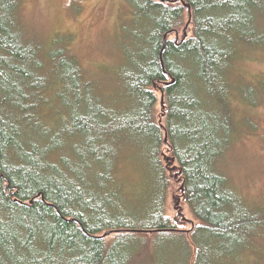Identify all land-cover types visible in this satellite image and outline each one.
<instances>
[{
  "label": "trees",
  "instance_id": "trees-1",
  "mask_svg": "<svg viewBox=\"0 0 264 264\" xmlns=\"http://www.w3.org/2000/svg\"><path fill=\"white\" fill-rule=\"evenodd\" d=\"M128 1L150 25L141 36L145 47L132 52V68L118 75L129 100L125 112L105 100L102 82L86 75L67 48L56 41L44 47L29 35L19 21L20 0H0V264H167L153 244L160 235L187 238L163 207V196L180 184V203L198 220L187 227L196 248L192 264H226L224 257L233 264L236 250L249 245L242 239L264 235L263 213L243 203L219 168L228 140L220 132L235 129L226 61L240 42L264 39L262 31L246 30L264 2ZM59 67L67 91L61 96L72 92L76 104L86 101L56 130L35 108L47 101L42 91ZM28 97L34 100L24 104ZM73 133L82 139L70 148L79 163L60 150V134ZM123 134L161 189L157 208L142 213L143 225H132L123 205L106 197L116 193L110 183ZM162 153L173 159V172ZM105 163L104 171L91 172ZM133 228L144 231L126 230ZM133 233L143 236L135 246L127 239Z\"/></svg>",
  "mask_w": 264,
  "mask_h": 264
},
{
  "label": "rangeland",
  "instance_id": "rangeland-1",
  "mask_svg": "<svg viewBox=\"0 0 264 264\" xmlns=\"http://www.w3.org/2000/svg\"><path fill=\"white\" fill-rule=\"evenodd\" d=\"M253 10L251 26L246 30L264 33V4ZM135 12L128 0H20L18 14L19 21L31 37L44 47L56 41L57 46L67 48L86 75L95 78L94 81L98 83L102 82L101 91L106 96L105 100L126 112L129 100L118 89V75L132 68V52L136 54L145 47L141 36L150 25L145 16ZM261 39L255 37L252 41L257 42L254 43L240 42L235 55H230L226 61L232 67L225 77L228 79L227 90L232 93L229 107L235 129L225 134L223 130L220 132L222 138L227 137L228 140L221 146L219 168L243 203L249 208L259 209L264 215V39ZM58 70L56 76L49 74L48 85L42 91L47 101H42L35 108L37 111L40 109L45 124L56 130L61 128L64 121H69L72 109L84 106L86 101L83 97L76 104V95L72 92L61 96V93L67 92L66 81L58 77L63 75L62 68ZM7 94L13 95L12 92ZM29 98L23 103L34 100ZM60 136L63 141L60 150L79 163L78 155L70 148L73 142H80L81 137L77 133ZM130 143L127 134L120 136L119 150L122 149V152L113 161L116 181L110 183L116 193L106 197L123 205L122 209L128 211L125 215L133 216L132 225H143L147 217L142 213L157 208L161 189L155 171L145 165L139 150L132 151L133 145ZM160 158L168 169L172 167L171 158L163 153ZM107 166L106 163L101 164L92 168L91 172L95 168L104 171ZM66 170H69L67 166ZM173 176L177 177L175 171ZM90 177V181H94L92 174ZM118 184H121L120 188ZM101 194L97 195L99 199H102ZM179 194L180 190L171 192L169 189L163 196V207L166 214L178 222V227L186 228L191 222L182 219V214L192 223L198 220L185 204L180 203L181 198L177 201L176 196ZM112 219H115V215ZM133 234L126 238L135 246L142 241L143 236ZM185 235L186 240L177 236L160 235V239L155 236L157 240L153 245L167 264H192L196 248L189 233ZM125 236L121 234L115 240L122 241ZM242 241L249 245L243 244L236 250L238 255L233 264H264V235L255 236L252 242ZM224 254L227 256V253ZM224 259L228 261L226 264H232L229 259Z\"/></svg>",
  "mask_w": 264,
  "mask_h": 264
},
{
  "label": "water",
  "instance_id": "water-1",
  "mask_svg": "<svg viewBox=\"0 0 264 264\" xmlns=\"http://www.w3.org/2000/svg\"><path fill=\"white\" fill-rule=\"evenodd\" d=\"M163 1H167V0H163ZM183 4L186 6V7H188V5L187 4H185L184 2H183ZM188 10H189V7H188ZM190 16V15H189ZM188 16V20H187V22H186V24L184 25V27H183V35H182V37L185 35V29H186V26L188 25V23H189V20H190V17ZM165 37H166V35L165 34H163V37H162V43H161V49H160V51H159V57H160V60H161V62H162V59H161V53L163 52V50H164V45H165ZM161 103H162V96H161ZM164 140H166V137H164ZM172 159V158H171ZM173 160V159H172ZM170 162V161H169ZM179 187H180V190L182 191V184H180L179 185ZM180 196H178L177 197V201L178 200H180ZM179 213H180V210H181V206L179 207ZM182 219H186L187 221H189V222H191V224H193L192 223V220H190V219H188V218H186L183 214H182ZM172 229H177V228H172ZM116 230H120V229H116ZM126 230H134V231H144V229H137V228H133V229H126ZM188 230L189 229H184V231L185 232H188ZM110 231H113L112 229H109V230H106V231H104L103 233H102V235H106V234H108Z\"/></svg>",
  "mask_w": 264,
  "mask_h": 264
},
{
  "label": "bare ground",
  "instance_id": "bare-ground-1",
  "mask_svg": "<svg viewBox=\"0 0 264 264\" xmlns=\"http://www.w3.org/2000/svg\"><path fill=\"white\" fill-rule=\"evenodd\" d=\"M82 227V225H80Z\"/></svg>",
  "mask_w": 264,
  "mask_h": 264
},
{
  "label": "flooded vegetation",
  "instance_id": "flooded-vegetation-1",
  "mask_svg": "<svg viewBox=\"0 0 264 264\" xmlns=\"http://www.w3.org/2000/svg\"><path fill=\"white\" fill-rule=\"evenodd\" d=\"M176 199H177V196H176Z\"/></svg>",
  "mask_w": 264,
  "mask_h": 264
}]
</instances>
